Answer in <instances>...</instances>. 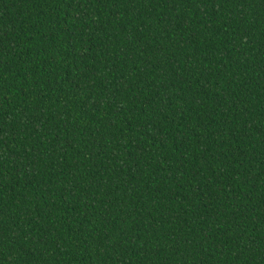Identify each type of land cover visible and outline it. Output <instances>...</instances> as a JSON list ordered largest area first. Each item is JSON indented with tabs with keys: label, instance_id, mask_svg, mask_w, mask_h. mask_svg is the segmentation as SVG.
<instances>
[{
	"label": "trees",
	"instance_id": "trees-1",
	"mask_svg": "<svg viewBox=\"0 0 264 264\" xmlns=\"http://www.w3.org/2000/svg\"><path fill=\"white\" fill-rule=\"evenodd\" d=\"M0 264H264V0H0Z\"/></svg>",
	"mask_w": 264,
	"mask_h": 264
}]
</instances>
